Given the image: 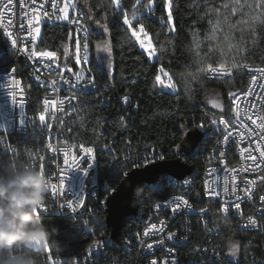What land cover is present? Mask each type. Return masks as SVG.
I'll return each instance as SVG.
<instances>
[{"label": "built area", "instance_id": "1", "mask_svg": "<svg viewBox=\"0 0 264 264\" xmlns=\"http://www.w3.org/2000/svg\"><path fill=\"white\" fill-rule=\"evenodd\" d=\"M4 2L6 0H0V5ZM55 2L58 4L56 10L52 8L53 0H35V3L32 0H24L23 4L14 0L11 14L0 15V162H2L0 165L14 163L39 169L42 166L50 177L51 183L56 184L57 189L55 193L49 190L46 204L40 214L69 217L74 225L88 227L97 221L102 210L105 213L107 198L115 189L108 191L109 187L100 185V160L94 146L73 138L83 128V121L97 113L93 109L94 105L101 102L96 94L97 78L92 67L91 30L80 11L73 13L70 19L78 20L79 26L44 17V11H47L50 16L54 12L55 15H62L59 8L64 6V0H55ZM41 5L43 7H40ZM37 13L40 15L39 26L42 31L47 23L71 28L72 32L64 48L70 43L71 51L76 54V57L78 54L80 56L85 54L83 44L87 42V62L78 63L75 58L64 67L61 65L62 56L56 54L61 56L60 62H51V66H46L50 64L49 58L40 56L29 58L23 49L32 51V36L28 34V30L37 25L35 20L32 25H29L28 20ZM83 28L87 29L86 37L82 31ZM41 36L39 41L37 37L35 39L37 52H40L38 45ZM13 39L17 40L15 49L11 44ZM77 41L80 43L79 53L76 49ZM12 69L15 70L14 73L11 72ZM243 69L248 76V82L246 89L235 93L234 101L231 99L232 120L235 118L238 107L244 123L254 127L249 124L243 112L247 110L249 103L260 107L261 102L254 96H246L245 93L250 87H255L257 94L264 91L252 83V75L257 76V83L261 82L254 70L264 69V66L248 65V68ZM250 70L253 71L250 73ZM81 71L85 74L84 79L77 84L75 74ZM233 74L234 70H232V76ZM90 77L95 79L94 86L84 87ZM12 79L19 82L18 87L11 84ZM53 81H56L55 87L58 91L53 89ZM25 82L28 87L38 93L30 95ZM12 93H15V98ZM72 97L75 99L69 103ZM124 98L120 100L123 106L127 107L131 104V100ZM100 102L99 106L104 107L105 103ZM21 103H23L22 109ZM261 110L264 112V109ZM22 111L25 113L23 124L20 123ZM40 115L45 116L43 124L39 121ZM131 116L132 113L127 111L126 117ZM213 120L216 124L212 123ZM221 120L228 121L224 117L211 118L209 132L206 130L204 140L196 149L195 154H204V166L201 171L193 169V173L183 181L170 175H163L157 182L143 187L142 196L139 198L138 214L127 218L131 219V224L137 223L140 227L135 234L124 238L122 254L125 259L122 264H151L152 260H155L156 264H172L173 260L175 264H235L226 257L227 239H234L236 232L264 231V201L260 200V197L264 196V183L259 180V177L264 176V172L239 171L242 166L247 167V162L242 159L239 152V149L248 146L247 133L245 132L244 140H239L236 134L244 129L238 124L234 128L229 122L228 130L233 135L229 137L230 143L225 145L221 142L225 134ZM237 140H239L238 143L234 142ZM88 148L92 149L91 153L86 152ZM103 149L113 154L114 148L111 144L104 145ZM221 151H223L222 157ZM65 158L68 163H65ZM126 158H129L128 162L132 164V169L163 160L156 155H148L136 161H133L129 154L122 157L123 160ZM74 160L78 162V167ZM221 160L225 163L222 164ZM90 164L91 167H89ZM226 167L227 169L235 168L237 171L226 172ZM82 169H87V172L81 171ZM212 169L217 171L212 172ZM129 171L131 169L128 171L123 169L124 177ZM226 176L229 192H231L232 184L235 183L236 193L242 197L241 201H238L241 204L239 209L233 206V203L237 202L235 197L223 193ZM233 176H235L234 181ZM246 181H256L252 188L251 200L244 197ZM165 188L172 192L164 191ZM213 188L221 195H210ZM157 192H161V196L152 197L151 194ZM162 193L168 194L163 196ZM176 197L187 200L191 208L182 207L174 213L172 206L180 203L174 200ZM165 201L172 203L166 204ZM225 204L229 208L227 214L220 210ZM73 208L76 209L75 212L72 211ZM201 209L206 211L202 212ZM249 217L256 221L255 225L249 223ZM152 225H156V229H152ZM161 227L163 231L158 232L157 229ZM149 229L151 231L145 236V231ZM169 233L175 234L172 239L168 238ZM112 244H114L112 240L105 244L101 243L90 256L86 254L80 259L52 256L49 248L37 260L38 264H100L98 259L102 260L106 257L105 250ZM148 244L153 245L151 250L147 248ZM134 253L137 255L138 263H135V258L132 257ZM34 254L38 256L37 251ZM239 264H264V258L252 253L247 257H241Z\"/></svg>", "mask_w": 264, "mask_h": 264}, {"label": "trees", "instance_id": "2", "mask_svg": "<svg viewBox=\"0 0 264 264\" xmlns=\"http://www.w3.org/2000/svg\"><path fill=\"white\" fill-rule=\"evenodd\" d=\"M172 2L174 31H169L165 22L160 19L167 15L164 0H157L152 13L146 12L143 8L146 0L140 4H136V0H120L119 9L112 0L81 2V11L91 30L92 67L97 78L96 94L105 106L100 107V101L97 102L93 107L97 113L83 121V128L73 138L94 146L100 160V185L103 187L116 189L124 178L123 169L132 170L129 158L122 159L128 154L133 161L144 159L148 155L163 157V160L182 158L195 171H201L204 166V154L183 156L177 152V146L184 134L195 125L203 124L209 132V121L213 116L224 117L231 122L233 111L230 95L246 89L248 76L243 67L232 68L234 74L230 79H211L208 75L199 73V66L194 63L196 59L194 32L198 33L201 41H204L202 56H205L208 48H217L218 45L223 51L229 52L223 36L211 42L205 41L211 27L209 20L215 21L217 18L214 12H225L224 4L229 0H172ZM243 2L244 0H241V3ZM249 3L255 4L256 0H249ZM134 4L136 9L133 8ZM134 10H138L137 20H132ZM125 13L137 31L139 24H144L157 50L154 59L149 60L147 54L139 47V42L131 35L132 30L124 25ZM239 19V14L233 15L229 22L236 24ZM254 24V29L251 25L245 26L246 43L241 55L235 60L241 66L245 64L264 66V25L258 20L254 21ZM101 25H106L107 30ZM71 32L69 26L47 23L42 31L38 50H50L63 58L64 44ZM235 35L233 43L238 44L239 32ZM104 40H108L111 48V55L108 56L112 59L111 70H107L99 63L97 45ZM220 55L218 49L214 54L205 56L206 63L217 67ZM231 55L234 53L228 57L230 61L226 65L228 68H231ZM161 68L163 72L160 71ZM165 73L172 76L177 83L176 92L173 93L155 84V76L159 74L165 77ZM189 73L198 78L192 79ZM25 85L30 95L38 93L28 87L26 82ZM212 90L221 93L223 110L207 106L206 97ZM122 97L129 98L131 104L123 106L120 100ZM127 111L132 113L130 118L126 117ZM106 144L112 145L113 154L103 149ZM164 191L169 193L170 190L165 188ZM167 194L162 193L163 196ZM151 195L159 197L161 192ZM43 218L50 229L55 227L59 230L57 239L61 242V248L59 250L50 248V254L55 257L80 259L86 256L87 251L98 240L102 239V244L111 240L110 230L105 224L104 210L99 213L97 221L88 227L74 225L69 217L43 216ZM139 227V224H131V219H127L120 243L107 246L106 257L98 259L100 264L112 262L122 264L125 259L122 254L124 238L135 234ZM233 237L242 243V258L252 253L264 258V231L236 232ZM36 251L39 259L44 250ZM127 257L129 258V255ZM132 257L135 258V263L139 262L136 253Z\"/></svg>", "mask_w": 264, "mask_h": 264}, {"label": "snow or ice", "instance_id": "3", "mask_svg": "<svg viewBox=\"0 0 264 264\" xmlns=\"http://www.w3.org/2000/svg\"><path fill=\"white\" fill-rule=\"evenodd\" d=\"M17 2L23 4L24 0H17ZM33 3H35V0H32ZM157 2V0H146V3L143 5V8L146 12L152 13L154 11V5ZM14 0H6L2 5H0V15H10L12 12V7H13ZM71 0H69L68 3H65L62 8H59V11L62 13V15H55V12L53 13L52 16L49 15L47 11L43 12V16L48 18V19H55L57 21H67L68 23L71 24H77L79 26L78 20H70L69 15H68V8L70 6ZM112 3L119 8L121 5L119 3V0H112ZM141 0H136V4H140ZM164 5L165 9L167 12L166 17H160L162 21L165 22L166 26L168 27L169 31H174L175 26L173 24V2L172 0H164ZM73 8L75 7L74 4L71 5ZM40 7H43L41 5ZM52 8L56 10L58 8V4L53 0L52 3ZM133 8L136 9V5H133ZM224 9L226 10L223 13L220 12H214V14L217 16L215 21H212L211 19L209 20V23L211 25L207 35L205 36V41H213L217 40L218 37L223 36L224 40L227 42V47L229 49V52L223 51L222 48H219V45L217 48H208L205 51V56L207 55H212L214 54L218 49L220 50V60L218 61V66L213 67L211 63H206L205 56L201 55L202 45L204 44V41H201L198 38V33L194 32L193 37H194V44H195V54H196V59L194 60V63L197 64L198 67V72L202 73L204 75H208L209 78H216V79H224V78H231L232 77V68H237L240 69L241 67L243 68H248V65H239L235 62L236 57L241 55L242 49L246 43V27L247 25H251V27L254 29L255 24L254 21L258 20L262 25H264V0H256L255 4L249 3V0H244L243 3H241V0H229V2H226L224 4ZM247 9V11H246ZM31 12V9H29ZM240 15V19L236 22V24L230 23V19L233 15ZM138 17V10H134L132 12V20H137ZM33 20L36 21V25L34 28H30L28 30V34L32 36V43H33V48L32 51L29 52L27 48H24L23 51L28 54L29 58H34L36 56L40 57H46L49 58L50 64L46 66H51V62H54V58L56 57V53L52 51H40L37 52L35 50L36 45H35V39L40 35L41 28L39 27V21H40V15L37 13L32 17V19L28 20V24L32 25ZM124 25H127L129 29H131V35L135 37L136 41L139 42V47L144 50L147 53V56L149 60H151L153 57L157 56V50L153 45V40L149 36L148 31L145 29L144 24L140 23L139 24V29L133 28L132 26V21L129 20L127 13L124 15V20H123ZM239 25V27H237ZM23 29V25L21 26ZM101 27H104L106 29V25H101ZM82 31L85 34V37L87 36V29L83 28ZM239 32V43H233V41L236 39V33ZM140 33H143L144 38L142 39L140 36ZM11 35V33H9ZM11 44L13 48L15 49V46L17 44V40L13 39L11 41ZM98 50L104 51L107 53L109 56L111 55V49L110 47L105 45L101 47L99 44L97 45ZM76 49L77 53L80 51V43L77 41L76 43ZM83 49L85 51V54L83 56H80L79 54L76 57L77 62L83 61L84 63L87 62L88 56H87V49H88V44L85 42L83 44ZM231 53H234V55H231V68L226 67V65L230 62L228 57ZM67 50H65V55H67ZM109 69H110V63H109ZM14 69L11 70L12 73H14ZM163 72V68L160 70ZM253 70H250V73ZM260 77V83H257V76L252 75V83L254 85H257L258 88L264 89V69H256L254 70ZM76 83L80 84V82L84 79V72L81 71L79 73H76ZM167 76V80L161 79V76L158 74L155 76V84L160 86L163 89H168L171 92H176L177 91V83L173 80L172 76H169L165 73ZM190 76H192V79H197L198 77L192 73H189ZM63 79V77H61ZM67 82V81H66ZM227 82V80L225 81ZM187 83V81H186ZM11 84L15 86H19V82L12 79ZM53 84V89L55 91H58V89L55 87L56 81L52 82ZM95 84V79L94 77H90L87 84L84 85V87H87L88 85L94 86ZM13 98H15V93H12ZM246 96H254L257 100L261 102L260 107H257L256 104H248L247 110L243 112V115L246 116L247 121L249 124L253 125L254 127H249L248 124H245L244 121L241 119V110L237 107V112L235 113V118L234 120L231 121L232 126L235 128L236 125L238 124L240 128L244 129V131L238 132L236 135L239 137V140H244L245 138V132L247 133V138H248V146L245 148L239 149L240 155L243 160L247 162V167H241L239 169L240 172H264V112H262L261 109H264V91H261L259 94H257L256 88L255 87H250L246 93ZM75 99V97H72L69 99V103H71V100ZM127 100V97L124 98ZM230 99L233 101L236 99L235 94L230 95ZM215 108H221L222 105L218 101H212L211 102ZM61 105H63V101H61ZM23 108V103H21V109ZM62 110V109H61ZM39 121L41 124L44 123L45 121V116L40 115L39 116ZM25 122V113L22 111L21 112V119L20 123L23 124ZM213 124H216V121H212ZM221 124L224 125V136L223 140L221 141L223 144L228 145L230 143L229 137L233 135L231 131L228 130V125L229 121L221 120ZM196 127L200 129H204V125H196ZM239 140L234 141V142H239ZM179 148V146H177ZM86 152L91 153L92 149L88 148L86 149ZM245 154H247L245 156ZM221 157L223 156V151L220 153ZM163 159V157H161ZM74 163H77L78 167V162L75 160L73 161ZM65 163H68L67 158H65ZM221 163L224 164L225 161L221 160ZM2 164V162H0ZM92 165L90 164L89 167ZM40 169L44 171L43 167L41 166ZM81 171L87 172V169H82ZM212 172H216V169H212ZM226 172L230 173H235L237 169H227L225 168ZM233 181L235 180V176L232 177ZM259 180L261 183H264V176L259 177ZM187 182V181H186ZM246 187L244 188V197L247 199L251 200L252 199V188L256 184V181H251V182H245ZM50 189L52 190L53 193L56 192L57 186L54 183H50ZM237 185L235 183L232 184L231 192H229V186H228V179L227 176L224 179V186H223V193L228 196H234L235 201L233 203L234 208L239 209L241 204L238 201H241L242 197L236 193ZM108 191H112L111 188L108 189ZM210 195H215V196H220L221 193L217 192L215 188L212 189V192ZM174 200L180 201V203H175L172 206V211L175 213L177 210H180L183 208H191V205L188 203L187 200L183 199L182 197H176ZM261 201H264V196L260 197ZM82 202V201H81ZM166 204H171V201H165ZM69 206H71V202H69ZM159 207V205H157ZM44 209V208H43ZM75 208L72 209L73 212H75ZM221 212L224 214H227L229 211L228 205L225 204L224 206L221 207ZM202 212L206 211L205 209H201ZM40 214V213H39ZM163 223V222H162ZM249 223L252 225L256 224V221L249 217ZM152 229H156V225H152ZM151 229L148 231H145L144 235L147 236ZM157 231H163V228L161 227L160 229H157ZM174 233H169L168 238L172 239ZM159 243H163V241H159ZM147 248L151 250L153 248L152 244H148ZM235 246L233 247V254H235ZM151 264H156L155 260H152ZM172 264H175V261H172Z\"/></svg>", "mask_w": 264, "mask_h": 264}, {"label": "clouds", "instance_id": "4", "mask_svg": "<svg viewBox=\"0 0 264 264\" xmlns=\"http://www.w3.org/2000/svg\"><path fill=\"white\" fill-rule=\"evenodd\" d=\"M50 177L30 165H0V264H38L34 252L60 249L59 230L45 224L40 211L50 190ZM142 186L134 197L142 196Z\"/></svg>", "mask_w": 264, "mask_h": 264}, {"label": "water", "instance_id": "5", "mask_svg": "<svg viewBox=\"0 0 264 264\" xmlns=\"http://www.w3.org/2000/svg\"><path fill=\"white\" fill-rule=\"evenodd\" d=\"M46 58V57H44ZM22 60V58H21ZM61 56L57 55L54 62L59 63ZM206 129L196 126L190 128L183 136L177 152L183 156H192L206 136ZM193 173V167L182 158L174 160H160L144 167L134 168L119 183L115 191L107 198L105 209V224L110 230L111 240L119 244L126 220L136 216L140 209L139 199L134 197V189L139 185L153 184L163 175H170L179 181ZM102 243V239L95 242L87 251L90 256Z\"/></svg>", "mask_w": 264, "mask_h": 264}, {"label": "rangeland", "instance_id": "6", "mask_svg": "<svg viewBox=\"0 0 264 264\" xmlns=\"http://www.w3.org/2000/svg\"><path fill=\"white\" fill-rule=\"evenodd\" d=\"M142 1L143 0H141V2ZM68 2H69V0H64V4L68 3ZM81 2H82V0H71L70 6L68 8L69 19H71V15L73 13H77L79 11L82 12L81 11ZM119 3H120V0H119ZM72 4L75 5L74 8L71 6ZM39 27L41 28V26H39ZM41 34H42V28H41L40 35L37 37V41H39ZM142 35H143V33H140L141 38H142ZM105 43L107 44L108 47H110V45L108 43V40H104L102 43H99V45L101 47H103L105 45ZM65 50H67L68 54L67 55L64 54L62 62H61V65L64 66V67L67 66V64L69 63L70 60H72V59L74 60L76 58V54L71 51L70 43H69V45L67 47L64 48V52H65ZM46 51H50V50H46ZM97 54H98V57H99V63L101 65H103L107 70H111V68H112V66H111L112 59L108 57L109 55L107 53H105L104 51L98 50V48H97ZM105 59H107V61H105ZM152 59H154V57ZM109 63H110V69H109ZM161 79L167 80V76L165 75V77H164L163 75H161ZM214 100L218 101L222 105L221 108H216V109L223 110L224 109L223 97H222V95H221V93L219 91L212 90L207 95V97H206L207 106L215 109V107L211 103ZM226 245H227L226 257L229 260H231L233 263L239 264L241 262V257H242V252H241L242 243H241V241L236 239V238L235 239H227ZM234 246H235V249H236L235 254H233V247Z\"/></svg>", "mask_w": 264, "mask_h": 264}, {"label": "bare ground", "instance_id": "7", "mask_svg": "<svg viewBox=\"0 0 264 264\" xmlns=\"http://www.w3.org/2000/svg\"><path fill=\"white\" fill-rule=\"evenodd\" d=\"M126 222H127V220H126Z\"/></svg>", "mask_w": 264, "mask_h": 264}]
</instances>
